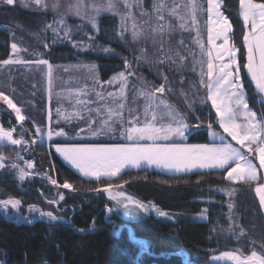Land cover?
Listing matches in <instances>:
<instances>
[{
	"label": "trees",
	"instance_id": "trees-1",
	"mask_svg": "<svg viewBox=\"0 0 264 264\" xmlns=\"http://www.w3.org/2000/svg\"><path fill=\"white\" fill-rule=\"evenodd\" d=\"M264 3V0H254ZM204 8L206 0H201ZM221 12L232 24L231 43H234L240 64V78L247 102L259 117L264 104L247 76L245 47L242 46L244 26L239 16V0H222ZM52 16L18 6L0 8V24L16 23L29 29H40ZM98 30L90 49L78 51L69 44L49 46L44 56L52 63H96L103 81L125 71L131 84L149 89L163 83V72L173 81L175 95H167L169 103L183 115L190 130L188 144H208V124L222 134L216 113L206 100V90L189 88V82L199 76L185 71L184 89L192 102L188 107L179 95V73L158 64L138 59L143 44L131 43L115 16L98 18ZM91 32V31H90ZM9 33L0 29V61L9 54ZM147 50L152 46L143 45ZM108 49L109 51H105ZM147 57V56H146ZM125 60L131 67L125 69ZM4 127L16 125L9 114H0ZM20 146L0 145V155L11 163L0 169V200L21 201L20 210L39 207L52 212L56 221L14 222L0 213V264H212L208 258L214 253L236 251L249 255L256 251L264 257V214L254 188L258 182L244 183L227 180L225 171H203L183 175H167L146 169L126 170L114 178L85 179L67 167L44 142L33 143L32 123L26 119ZM25 141L27 143H25ZM32 163L23 184L13 180L18 168ZM18 165L13 168L12 165ZM56 180L57 184L51 181ZM67 182L71 189L63 188ZM108 185L125 190L140 200L153 202L160 208L182 214L205 213V221L180 219L161 221L150 215L125 220L114 213L105 218L110 204L102 189ZM101 189V191H96ZM235 189L233 192L232 190ZM231 192V195L229 193ZM63 196V199L60 197ZM232 208L229 209V204ZM60 219V220H59ZM94 225V227H93ZM88 229L89 231H78ZM113 229L118 234L113 233ZM129 232L147 242L148 250L141 253L138 245L129 240Z\"/></svg>",
	"mask_w": 264,
	"mask_h": 264
},
{
	"label": "snow or ice",
	"instance_id": "snow-or-ice-1",
	"mask_svg": "<svg viewBox=\"0 0 264 264\" xmlns=\"http://www.w3.org/2000/svg\"><path fill=\"white\" fill-rule=\"evenodd\" d=\"M36 6L47 8L44 0H31ZM11 5L14 0H6ZM144 0H92L86 4L85 0H76L75 4L69 5V11L75 15H84L86 19L96 28V17L101 12H109L119 16L121 21V36L125 32L131 33L133 42H142L143 45L152 46V55L158 64L168 66L169 70L179 73V95L184 98L188 107L193 101L190 100L188 92L184 89L185 76L183 73L191 71L199 76V81L189 82V88L195 90L193 95L201 88L206 90V100L211 101V106L216 111L219 127L231 137L240 147H234L231 143L224 142L225 137L219 136L220 144L204 145H181L177 143H158L168 141L173 137H185L188 125L183 115L169 103L167 95H175L177 90L173 87V81L163 72L160 73L163 83L159 87L149 89L141 82V87L132 85L133 95H128V76L133 73L120 72L107 83L112 85L119 82L117 91L103 90V83L94 75L92 83L101 90L85 83L83 87L68 90V98L72 106L77 110L65 115L57 108V115L66 122H71L72 116L83 122L85 127L80 128V133L91 132L92 135H103L108 133H119L129 143L112 144H89V145H56V151L79 170L85 177L100 180L103 177H117L126 166L139 168L141 163L158 168L174 170L176 172L191 171L192 169H216L225 171L226 179L230 181H241L244 183L258 182L260 180V169H264V115L257 117V113L249 108L244 84L240 78V64L236 53L239 49L234 43L230 44V33L232 24L228 17L221 12L222 0H206V9L199 0H152L151 9H145ZM27 6V5H26ZM53 5V9L58 7ZM133 8L139 9V16L133 14ZM91 10L92 15H88ZM206 11L205 22L207 31L206 48L201 39L199 15ZM239 16L243 19V42L242 46L247 48V68L251 80L258 90V94H264V3H256L254 0H239ZM131 21L129 28L127 22ZM60 23H63V18ZM48 27H51L49 25ZM98 30V29H97ZM55 31V29H53ZM195 32L192 37L193 43L199 49V53L188 51V46L183 39V33ZM180 33L181 38L174 40V36ZM65 35H68L65 30ZM223 39V43L216 41ZM13 53L18 51L16 43H12ZM105 51H109L105 49ZM143 59L147 55V47L140 48ZM215 53V55L213 54ZM224 54H227V62H224ZM258 54V59H257ZM217 61H221L217 63ZM3 65L31 64L47 66V92L49 103L52 97L53 68L43 59L35 61H24L20 59H6L0 61ZM125 69L131 65L125 60ZM90 73H94L95 65H86ZM67 71V69H66ZM35 88V85H32ZM15 91V89H12ZM35 95V93H32ZM0 100L12 109L17 119L23 121L26 117L21 115V108L13 99L0 91ZM264 102V101H262ZM94 105V106H93ZM77 106H79L77 108ZM243 117V122L238 123V117ZM48 119L51 121V109L49 108ZM209 129L212 124H208ZM37 136H41L40 127L36 128ZM65 136L61 129L53 132L49 128L48 138L53 135ZM213 135H216L213 133ZM42 138V137H41ZM151 141V143H147ZM0 142L11 145L21 144V140L13 139L11 131L0 129ZM36 143V140L32 141ZM25 143H27L25 141ZM247 150V154L243 151ZM249 156L258 160L254 164ZM4 157L0 155V169L5 167ZM235 165V166H232ZM13 168L18 165L13 164ZM32 168V163H27ZM18 177L21 181L28 175L23 168H18ZM57 184L56 180L51 181ZM63 188L71 189L72 185L65 182ZM112 185L102 189L108 192L112 199L117 197L127 199L133 205V211L143 210L144 214H155L159 217H168V214L155 205H145L139 201H133L132 197H125L123 192L112 196ZM255 193L259 199V206L264 211V182H258ZM101 191V189H96ZM233 192L235 189L232 190ZM231 195V192L229 193ZM63 199V196L60 197ZM21 201L10 199L0 201V205L7 208H17ZM127 209L129 204H124ZM232 204H229V209ZM32 210V209H30ZM109 212L112 209L108 210ZM41 215H45L41 213ZM50 221H56L57 216L52 212L46 213ZM94 227V225H93ZM78 231H89L79 229ZM114 234H118L113 229ZM129 240L139 246L140 252L148 250L147 242L137 239L134 233L129 232ZM223 257L234 260L235 264H264V257L252 251L251 255L241 259L231 252L223 253Z\"/></svg>",
	"mask_w": 264,
	"mask_h": 264
},
{
	"label": "rangeland",
	"instance_id": "rangeland-1",
	"mask_svg": "<svg viewBox=\"0 0 264 264\" xmlns=\"http://www.w3.org/2000/svg\"><path fill=\"white\" fill-rule=\"evenodd\" d=\"M91 2L92 0H85L86 4H90ZM199 2L201 3V0H199ZM44 3L47 4V8H44L42 6H36L34 3L31 2V0H14V3L11 5L7 4L6 0H0V8L6 6H18L26 10L39 11V12L41 11L46 14H50L52 16L50 22L46 23L44 27L36 30L23 27L16 23H11V26L0 24V29L7 31L10 36L9 54L7 59H20L24 61H35V60L43 59V60H47L52 65L53 68L52 97H51V102L49 103L48 92H47L46 65H36L34 63L3 65L2 63H0V91H3L5 95H8L10 99H13V102L18 107L21 108V115L26 117L23 121L18 120L16 113L12 109H10L3 102V100H0V114L9 113L16 122L15 126H12L11 128H7L3 126L0 120V129L4 131H11L13 135V139L21 140V144H22L21 133L24 131L23 125L25 124L26 119H29L32 123L34 140H36V142L39 141L44 142L50 139L47 136V132L49 130L48 127L50 128L49 123L47 122L49 121L48 119L49 108L51 109L52 126L57 123L60 124V122H63L64 126H72L71 122L75 116H72L71 122H66L64 119L59 118L57 115V108H60L65 115L74 113L77 110L72 106V101L68 98L69 89L75 90L83 87V84L88 83L90 86L95 87L96 91H100L101 89L96 85H93L92 83L93 75L100 82L103 83V90L105 93L109 91L115 92L118 90L120 86L119 82H116L112 85H109L107 83L118 73L112 75L109 79L103 81L99 75L100 73H99L98 65L94 62L93 63H71V62L52 63L44 56V53L47 52L49 46H55L58 44H69L78 51H85L90 49L93 41L92 40L93 35L98 29L97 26L98 18L105 14H110L112 16H115L118 25L121 28L120 17L113 15L109 12H101L100 15L96 17V21H95L96 28H93L92 24L89 22L88 19L85 18L83 14L75 15L73 12L69 11V5L75 4L76 0H44ZM57 3L59 6L56 9H53V5ZM151 5H152V0H144L143 6L145 9L150 10ZM92 14L93 13L91 12V10H89L88 15H92ZM133 14L139 16V9L133 8ZM62 18H63V23H60ZM206 19H207V13L206 11H204L199 15V21H200V29H201V39L204 42L205 47L208 48L211 46L207 44V31L205 26ZM127 24L130 28L131 21H128ZM49 25H51V27H48ZM53 29H55V31H53ZM65 30H67L68 32L67 36L65 35ZM124 34L128 36L131 43L142 44V42H133L130 31L125 32ZM195 35H196L195 32L192 33L185 32L183 33V39L185 41V44L188 46L189 53L196 52L198 54L199 49L196 47V45L193 43L192 40V37H194ZM180 38H181L180 33H177L174 36V40H179ZM12 43H16L18 46V51L15 53H13V50L11 48ZM216 43L217 44L223 43V39L221 38L220 40H217ZM230 44H231V35H230ZM246 50L247 49L245 47V51ZM152 52L153 49L151 47L149 48V50H147V55H146L147 57L145 56V58H143V61H147V58L149 59V61H151V59L154 58ZM213 54L215 55V53ZM236 57H237V53H236ZM227 59H228L227 54H224V62H227ZM245 60H246V55H245ZM220 62L221 61H217V63ZM86 65L88 66L95 65L94 73H90L89 69L87 67H84ZM130 71L133 72L132 70ZM32 85H35L36 87L33 88ZM132 85L133 84H131V87ZM12 89H15V91H13ZM32 93H35V95H33ZM128 95L129 98L131 97V95H133V91L129 87H128ZM209 103L211 105V101H209ZM78 107L79 106H77V108ZM213 110L215 111L214 108ZM257 117L259 118L258 114ZM237 122L242 123L243 117L242 116L238 117ZM37 127H40L41 129L40 137H38L36 133ZM188 130H189V126L185 134L188 132ZM188 133L186 134V136L188 135ZM213 133H215L216 135H213ZM220 135H223L225 137L224 142L231 143L234 147L237 148L240 147L238 144H236L235 141H232L231 137L227 136L226 133L219 134L212 130H209L208 137L210 143L208 144L212 145L211 141L212 142L220 141L219 139ZM56 137H62V136H56ZM56 137H52V138H56ZM185 137L184 138L173 137L170 140L179 138L186 143L185 139H187V137L186 138ZM56 139H67V138H56ZM147 142H151V141H147ZM21 144L11 145L10 143L0 142V145H6L10 147H14V146L18 147ZM194 145H201V144H194ZM245 150L246 149H244L243 151ZM252 157L254 158V156ZM10 161L4 158L3 163L4 164L11 163ZM23 167L25 172L29 174L30 172L27 165L25 164ZM159 172H162V170ZM262 173L264 175V169H262ZM179 175H183V174H179ZM14 177L19 178L18 174H16ZM91 180H96V179L94 178ZM17 181H19V179ZM119 192H123L125 194V197H132L133 201H139L140 203L149 206L155 205V207H158L160 210L166 212L168 214V217L170 218L159 217L155 214L154 211L151 212V214H144L143 210L133 211V205L130 204L127 199L117 197L118 200H121V203H118L117 200L111 198L108 192H104L105 196L109 201L110 209H112L111 212L108 211L109 209L105 210L106 218H109L110 214L114 213L115 215L125 220H135L150 215L156 217L161 221H177L180 219H188L191 221H205L207 219L205 213L182 214L178 212H171L160 208L153 202L140 200L139 198H137L136 196L132 195L131 193L125 190L115 187L111 188L112 196H116L117 193ZM5 200L1 199L0 201H5ZM124 204H129V207L126 209L124 207ZM262 212L264 214V211ZM0 213L1 214L3 213L2 215L7 219L17 220L19 218L22 222H30L34 220H44L45 222H50L48 216L46 215V212L41 211L39 207H27L25 210L23 209L20 210L19 206L17 208H12L11 205H8L7 208L0 207ZM41 213H44L45 215H41ZM225 252H231L236 256H240L241 259H244L251 255V253L249 255H243L236 251H225ZM225 252L212 254L208 258V261L212 264H235L234 260H229L227 257H223V253ZM257 254L260 255L259 253Z\"/></svg>",
	"mask_w": 264,
	"mask_h": 264
},
{
	"label": "crops",
	"instance_id": "crops-1",
	"mask_svg": "<svg viewBox=\"0 0 264 264\" xmlns=\"http://www.w3.org/2000/svg\"><path fill=\"white\" fill-rule=\"evenodd\" d=\"M255 2V1H254ZM257 3V2H256ZM241 20L243 21L242 17H241ZM247 49V48H246ZM257 59H258V54H257ZM247 64V50H246V62H245V65ZM246 69V73H247V76L248 78L250 79L251 83L253 84L254 88H255V84L254 82L251 80V77H250V74L248 73L247 71V68ZM84 85V84H83ZM255 90L257 91L258 93V90L255 88ZM259 95V100L262 102L264 101V94H258ZM132 97V95H131ZM130 97V98H131ZM247 99V98H246ZM264 104V102H262ZM94 106V105H93ZM49 123V126L51 128V130L53 132H56V131H59V130H63L66 135L65 136H62V137H56L57 135H53L52 137H56V138H67V139H56V138H50L48 141H44V143L47 144V146L56 154V156L67 166L69 167L72 171H74L75 173H77L79 176H81L82 178H85V179H94V178H90V177H85L83 176L82 173L79 172L78 169H76L75 167H73L68 161H66L63 156L58 153L56 151V145L59 144L61 146H64V145H68V146H72V145H89V144H112V143H129V141L123 139L119 133H108V134H103V135H92L91 132H84V133H80V128H83L85 127L84 123L79 121L77 118H73L72 122H71V125L72 126H64L63 125V122H60L57 123V124H54L53 126L51 125V121H47ZM56 123V122H55ZM49 129V127H48ZM190 130V128H189ZM188 130V132H189ZM211 130V129H209ZM209 130H208V135H209ZM213 131V130H212ZM187 132V133H188ZM215 132V131H214ZM186 133V134H187ZM217 133V132H216ZM185 134V136H186ZM220 134V133H219ZM187 137V136H186ZM185 137V138H186ZM82 138V139H81ZM209 139V137H208ZM186 140V139H185ZM147 143H151V142H147ZM158 143H177V144H181V145H194V144H188V143H185L183 142V140L177 138V139H174V140H168V141H158ZM221 143V140L220 141H215V142H212L211 141V144H220ZM245 154H247V151L245 150L244 151ZM250 159H252L253 163L254 164H257L258 165V160L252 156H249ZM232 166H235V165H232ZM139 169H146V170H149V171H161V173H164V174H167V175H179V174H188V173H196V172H203V171H221V170H216V169H199V168H196V169H192L191 171H181V172H176L174 170H166V169H163V168H158L156 167L155 165H152V166H149L147 163H144L142 162L141 163V166L139 168H135V167H132V166H126L122 171L121 173H123L124 171L126 170H139ZM185 172V173H183ZM260 172V179H261V182H264V175L262 173V169L259 170ZM120 173V174H121ZM119 174V175H120ZM227 174V173H226ZM103 178H108V177H103ZM114 178V177H112ZM232 182H241V181H232Z\"/></svg>",
	"mask_w": 264,
	"mask_h": 264
},
{
	"label": "water",
	"instance_id": "water-1",
	"mask_svg": "<svg viewBox=\"0 0 264 264\" xmlns=\"http://www.w3.org/2000/svg\"><path fill=\"white\" fill-rule=\"evenodd\" d=\"M25 178H26V177H25ZM12 179L15 180V181H17L19 178L12 177ZM17 182H19L18 184H23V183H24V180L21 181V180L19 179V181H17Z\"/></svg>",
	"mask_w": 264,
	"mask_h": 264
},
{
	"label": "built area",
	"instance_id": "built-area-1",
	"mask_svg": "<svg viewBox=\"0 0 264 264\" xmlns=\"http://www.w3.org/2000/svg\"><path fill=\"white\" fill-rule=\"evenodd\" d=\"M0 207L2 208V207H4L3 205H0ZM7 210V209H6ZM3 214V213H2ZM16 222L17 221H20V219L18 218L17 220H15Z\"/></svg>",
	"mask_w": 264,
	"mask_h": 264
}]
</instances>
